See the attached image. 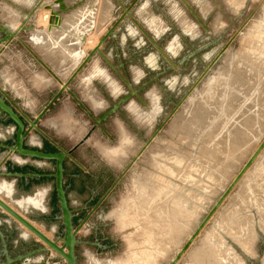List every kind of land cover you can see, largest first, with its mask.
<instances>
[{
  "label": "rangeland",
  "instance_id": "rangeland-1",
  "mask_svg": "<svg viewBox=\"0 0 264 264\" xmlns=\"http://www.w3.org/2000/svg\"><path fill=\"white\" fill-rule=\"evenodd\" d=\"M48 1L44 0V3L48 4ZM103 1L107 10L101 20L107 18L111 3L121 0ZM124 2L123 9L130 7V11L129 16H125L128 37L124 42L126 64L121 73L132 87L148 82L139 94L144 104L132 98L121 105L117 118L125 124L124 129L113 114L99 124L111 134V140L106 139L98 127L93 130L94 121L127 93L121 79L112 74L104 61H97L93 56L57 97L71 94L81 104L79 109H70L75 106L71 100L67 101L69 108L56 102L40 119L37 128L59 140L66 148L91 130L82 150L76 153L79 158L93 156L87 162L92 172L82 180L84 192L78 196L84 198L79 201L80 205L85 203L84 214L93 210L90 224L100 225V232L94 239L90 228L83 236L77 233V238L83 243L75 247V255L86 251L92 264L99 260H104V264H170L264 139V90L260 87L264 82V0ZM100 3L101 0H88L60 12L67 22L62 23L57 34L47 33L49 22L35 25L36 12L35 26L23 25L12 52L0 59V89L27 119L33 120L59 89L47 87L54 83L51 77L59 74L55 70V62H60L57 51L53 50V53L31 43L29 34L36 29L41 30L51 42H57L54 49H58L60 43L54 35L58 37L62 33V52L66 54L69 78L80 62L73 66L74 57L67 51L66 44L73 41L87 56L99 37L112 27L98 22ZM115 10L114 15L121 11L119 8ZM70 23L74 26L67 30L66 24ZM151 24L155 30L150 29ZM81 25L85 26L84 29L80 33L75 32ZM122 32L118 30L117 35ZM2 36L0 32V38ZM81 59L84 60L83 57ZM93 64L103 69L119 88L117 96H110L106 82L96 78L94 89L107 103L98 105L99 110L94 105V113L90 112L87 102L81 100L88 92H93L90 86L88 91L82 87V79ZM135 70L139 71L138 76ZM58 85L63 86L61 83ZM193 106H197L195 111L188 114L184 122L180 120L183 112ZM200 108L206 112L197 111ZM30 136L35 140L41 138L37 132ZM66 136L70 137L69 140ZM31 142L34 141L26 140L25 145L29 148ZM5 153L0 152V160L6 157ZM15 155L9 156L12 167H21L23 160L25 163L32 161V158ZM173 156H176L175 161ZM13 160H17L19 165ZM171 162H177L175 165L178 167ZM114 163L120 164L122 172L112 189L116 174L110 165ZM50 169L52 175L53 163ZM16 181L0 177V186H10V193L2 192L1 196L7 195L11 204H17L28 195L33 197V191L38 193L41 191L39 186L43 188L41 181L35 189L17 186ZM154 181L157 182L153 184ZM51 183V191L44 200L46 212L19 208L18 205L14 208L18 212L23 210L25 218L38 222L50 238L56 239L61 238L63 227L59 220L54 179ZM142 188H145L144 192L147 190L145 196ZM150 190L159 192H152V195ZM138 192L142 196H136ZM148 195H152L150 201ZM176 200L179 202L177 205ZM183 202L187 204L183 205ZM144 203L148 210H145ZM172 205L183 210L182 213ZM139 209L145 211L141 213ZM170 210L173 211L172 216L169 215L172 213ZM175 211L182 217L175 216ZM160 217L164 219L161 221ZM72 222L77 227L75 218ZM151 222H154L153 226ZM232 222L243 225L244 231L240 233L247 240L246 250L236 244V236L232 234L235 224ZM150 226L154 229L147 228ZM224 226L231 227L232 232ZM164 227L166 231H163ZM207 239L212 245L222 243L238 264H264V148L176 264L201 262L210 245ZM95 244L109 247L98 249Z\"/></svg>",
  "mask_w": 264,
  "mask_h": 264
},
{
  "label": "crops",
  "instance_id": "crops-1",
  "mask_svg": "<svg viewBox=\"0 0 264 264\" xmlns=\"http://www.w3.org/2000/svg\"><path fill=\"white\" fill-rule=\"evenodd\" d=\"M45 1H47V0H45ZM86 2H88V0H86V1L85 0H80V1L65 0V5L67 8L66 10H69L70 8L77 6L79 3H86ZM43 3H44V0H0V25L2 27H6L9 31H15L16 32V34L13 38L9 39L5 44L0 46V59H3L6 56H8L12 52V50L14 49V46H15L16 42H18L19 36L22 33L21 29H19L21 26H23L25 24H29L31 26H35V25L38 26L37 24H35V25L33 24L34 15L36 14V12L38 13L41 11L42 13L45 12L48 15V13H49L48 11L42 10L43 8L40 9V7H42ZM110 6H109V8H110L109 14L106 15L107 18L105 20H101L104 13L107 10L106 6L104 5V1L101 0L99 11L97 13V19H98V22L102 21V23H106L105 25H107V26H109L110 24L112 26H114L123 14V10H124L123 8L125 6V2H124V0H121V1L116 2V4L111 3ZM117 8H119V11L121 9V11L118 13V15H116V14L114 15V13L116 11L115 9H117ZM67 13H69V12H67ZM29 15L31 17L29 19H27ZM59 17H60L61 25H62V23H64L66 21L65 16L62 13V14H60ZM125 19H126V17H124L116 25L115 29L112 32V35L110 37H108L102 43V45L100 47V53H96L94 55V58L97 61L98 60L104 61V63L107 65V67L111 70L112 74H114L116 77H118L121 80L124 79L121 71L123 70V68L126 64V61L124 60L125 56H126L125 51H124L125 50L124 42L126 41V39L128 37V32L124 26ZM151 23L153 24L154 22H151ZM122 24H123L124 28L121 26ZM152 24H151L150 29L155 30L156 28ZM61 25H58V26L52 27V28L48 26L47 33L48 34H57L58 33L57 30L62 29ZM72 26H74V25H72L71 23L66 24V29L68 30ZM84 27L85 26L81 25V28L79 30L75 29V32L80 33L81 29L83 30ZM118 30H122L123 32L121 34L117 35ZM105 33H106V31H105ZM43 36L45 38V45H43V46L40 45V46L51 51V52L53 50L57 51L58 56H59V61H60L59 64H57L55 62V64H56L55 70L58 71L59 74L55 75L54 77H51L50 80H53L54 83L49 85V87H47L49 89L59 87V89L56 91V94L54 95V97H55L61 88V86H59L58 83L64 84L69 79L67 76L68 66H67L66 54L64 55L62 52L63 51L62 33L58 37H56V35H54L55 39L59 40L58 42L60 43V47L58 49H54L57 42H51V40L46 36L45 33H43ZM103 36H104V34H103ZM102 37H99L98 41ZM98 41L96 42L95 46L97 45ZM66 46L65 47H66L67 51L70 54H72L74 57L73 66L78 64V62L81 63L82 57L83 58L86 57V53L78 50V46L76 44L74 45L73 41H71V43H68V45L66 44ZM69 46L71 48H69ZM54 51H53V53H54ZM113 57H114V63H113ZM80 59H81V61H80ZM76 68H74L73 72L75 71ZM135 72L138 73L137 76L140 74L138 70L137 71L135 70ZM62 73L64 75H62ZM137 76H136V78H137ZM98 77H100L101 78L100 80H102L104 83L106 82V84H107L106 87L108 86L107 88L109 89L108 92H109L110 96H117L119 93L118 86L116 85V83L112 79L109 78V75L103 69H101L98 65L93 64L91 66V69L88 71L87 76L82 79V87L84 89H86V91H88L89 86H90V88L93 89V92H88V94L85 96V98L83 97V99H81L82 102H84V100L87 102L90 112H93V113H94V105H95V108L97 110H99L98 105H100L102 103L104 106L107 103L105 98L99 96V94L97 93V90L94 89L95 86L93 85V81ZM134 78H135V76H134ZM0 91L2 93H4L3 90L0 89ZM54 97H52L47 102V104H45L41 108V110L37 113V115L52 101V99ZM72 97H74V96H72L71 94H66V95L60 96L53 103L50 104V106L45 111V113L48 112L50 110L51 106H53L56 102L62 104L63 107L69 108V106H67V105H69V104H67L68 100H71V102H73L75 104V106H71L70 109L77 111V109H79V106L81 104L79 105L78 100L76 98L73 99ZM140 102H142V101L140 100ZM11 103H12V105H14L16 107V110L18 111V113L24 115V113H22V111L19 108H17V106L15 105L14 102H11ZM83 110H84V108H83ZM84 111H85V113H88L86 110H84ZM118 112H119V110H117V112L113 114L116 118L118 117L117 116ZM45 113H44V115H45ZM119 119H121V118H117V121L122 126L121 128L124 129L125 124ZM39 126H43V125H39ZM97 127L99 129H101V133H102V135H104V137L106 139L111 140V134L106 129H102L100 127V125H95V122H94L92 129L96 130ZM36 132L41 136V138L37 139V140L32 139L30 136L32 133L31 132L26 140H31V141H34L35 143L31 142V144L29 146L40 148V147H42V141L43 140L50 139V142L52 145L50 147H51V149H53V151H55L54 147L57 146L61 151L69 152L82 139V138H80L73 145L66 148L65 146L60 144L59 140L48 136L45 133V131L38 129ZM118 134L119 133L117 132V135ZM120 134H121V130H120ZM65 138H67L69 140L70 137L66 136ZM84 144H85V142L82 143L81 145L77 146V148H75L70 153V157L65 158V160L63 161L62 185H63V189L65 192L68 208L71 211L73 218L76 219L75 225H77V226L81 225L83 223V221L86 220V222L84 223V225L81 227L80 231L78 232V235H80V236L85 235L86 232L88 231V229L90 228L93 231V239H94L96 236H98V232H100V225L96 226L94 224H90L91 218H93L92 217L93 213L92 214H90V213L93 210H91L87 214H84V208H85L84 204L85 203H83L81 205L79 204V201H81L82 199L84 200V198H81L78 196L79 193L84 192L82 180L85 179L84 178L85 176H88L89 173L92 172L91 168H90L91 166H89L87 162L90 161V157H93V156L89 157L88 155L87 156L84 155L81 158L76 156V153L78 151L82 150L81 148L84 146ZM54 145H56V146H54ZM85 157H87L88 159H85ZM50 164H51V162H48V161H41V160L32 159V161L25 163V161L23 160V165L20 168H24V167L26 169L30 168L35 173L51 175ZM119 165L120 164H116V163L110 165L116 174L112 189H114L116 187L117 181L119 180V178L121 176L122 171L120 172L121 166H119ZM52 180L53 179L48 176V177H44L43 179H40V180H30L26 184L22 183L23 185L20 184L21 186H23V188H30V187L33 188L34 187V189H35V187L37 188L38 185H40L42 182L43 188L39 186L38 189H40L41 191L38 190L39 191L38 193H35L33 191L32 192V193H34L33 197L28 195L25 198H21L22 200L17 201V204L9 203V200L6 197L7 195L1 196L2 192L6 193V194L10 193V186H8L7 184H2L0 186L1 191H2V192L0 191V198L3 201H5L6 203H9L10 206L13 205L12 206L13 208L16 207L14 205H18L17 207H19V208L21 207L23 209H25V208H27V209L28 208L38 209L42 213H44L47 211V209H46L47 206L44 204V200H45L48 192L51 191V187H52L51 181ZM39 181H41V182H39ZM3 189H5L6 191ZM54 193H55V190H54ZM91 197H92V195L90 197L88 196V201H89V199H91ZM20 211L21 212H19V213L21 215H25V214H23L24 213L23 210H20ZM98 218H101V217L99 216ZM28 220L30 221V219H28ZM33 221H35V220H33ZM33 221L32 220L30 221L33 224V226L36 229H38L40 232H42L46 237L50 238L47 235V233L45 232L46 231L45 228H40L38 226V222H33ZM0 233L4 239L6 249H7L8 258H10V259H15L16 257H18L20 255H23V254H26L30 251H33L34 249L38 248L39 246H43L34 236H32L27 231H25V229L23 227L18 225L16 222H14L11 218L6 216L2 212H0ZM79 238H81V237H79ZM106 247H109V246H103L102 245L99 248L105 249ZM76 255H77L76 264H92L91 259L90 258L88 259V255L86 254V251L83 250V252L80 253V255H78V253ZM3 261H4V257H3V254L1 253V243H0V263H2ZM40 261H46L47 264H64V262L60 258H58L55 254H53L52 252H48L46 255H34V256H31V257L25 259L22 262L14 263V264H36ZM95 264H104V260H99Z\"/></svg>",
  "mask_w": 264,
  "mask_h": 264
},
{
  "label": "water",
  "instance_id": "water-1",
  "mask_svg": "<svg viewBox=\"0 0 264 264\" xmlns=\"http://www.w3.org/2000/svg\"><path fill=\"white\" fill-rule=\"evenodd\" d=\"M56 5L57 9H53L52 6L46 5L45 3L42 4V7L48 9L50 11V18H49V27H56L58 25H61L60 20V12L65 11L66 5L65 0H52ZM130 7L127 9H124V12L118 22L112 26L105 34L104 36L98 41L97 45L87 54V56L84 58V60L78 65V67L75 69V71L72 73V75L69 77L68 81L63 84L61 89L58 91L57 95L52 99V101L33 119L29 120L24 115H22L23 120L25 123L28 124V127H25L24 121L20 118V116L5 102V95L0 91V115H4L9 121H11L15 127V140L14 144L11 147H6L8 150L6 157L10 156L11 154L15 153L21 157H27V158H34L38 160L43 161H54V173L50 175L51 178L54 179V190L55 195L57 198V203L59 207V220L61 221L63 230L61 238L56 239H49L46 237L43 233H41L38 229H36L33 224L26 219L23 215H21L17 210L13 209L11 206H9L5 201H3L0 198V212L4 213L6 216L11 218L14 222H16L21 227L27 229L30 234L38 239V241L43 245L39 246L38 248L34 249L33 251H30L26 254L20 255L16 257L15 259L8 258L6 245L4 242V239L0 233V243H1V253L3 254L4 261L0 264H14L24 261L25 259L34 256V255H46L48 252L54 253L58 258L64 260L65 264H76V255H75V247L78 244H81V242L77 238V233L81 229V226L85 223V220L83 223L77 227L73 226L72 218L73 215L71 211L68 208L65 192L62 185L63 180V161L65 158L70 157V153L77 148V146L81 145L85 142L86 137H88L91 133V130L87 132L85 135L86 137L82 138L79 143H77L69 152L64 151H57L53 153H43L37 150H31V149H25L23 147V141L28 133H30L32 130L36 129L37 123L40 121V119L43 117L45 111L48 109L51 103H53L57 97L60 95L61 91L63 89L67 88V85L69 82L79 73V71L84 67V65L96 54L100 53V47L102 43L112 35L113 30L115 29L116 25L125 17L129 16ZM31 16L29 15L27 19H29ZM19 29H23L21 26ZM0 32L3 33V36L0 38V46L5 44L9 39L13 38L16 34L15 31H9L6 27H2L0 25ZM159 50V49H158ZM160 51V50H159ZM208 68H206L207 71ZM204 75V74H203ZM127 98H122L118 100L113 107L105 112L97 121L96 125L105 120L107 116L114 113L119 105L123 102H126ZM264 148V139L260 143V145L257 147V149L254 151V153L249 157V159L244 163L243 167L239 170L237 175L234 177L232 182L228 185V187L224 190L222 195L219 197V199L215 202L213 207L210 209L208 214L204 217V219L201 221V223L197 226L195 231L191 234V236L188 238L184 246L177 252L175 257L171 260L170 264H176L178 260L183 256V254L186 252L188 247L192 244L194 239L197 237V235L200 233V231L203 229V227L206 225V223L209 221V219L212 217V215L215 213L217 208L221 205V203L225 200V198L228 196V194L232 191V189L236 186V184L240 181V179L243 177V175L246 173V171L251 167L256 157L259 155V153ZM17 177H24L27 175L23 174H15ZM36 177H39L40 175L36 174ZM36 264H47L46 261H40Z\"/></svg>",
  "mask_w": 264,
  "mask_h": 264
},
{
  "label": "bare ground",
  "instance_id": "bare-ground-1",
  "mask_svg": "<svg viewBox=\"0 0 264 264\" xmlns=\"http://www.w3.org/2000/svg\"><path fill=\"white\" fill-rule=\"evenodd\" d=\"M46 5H50V6H52L53 7V9H55V8H57V5L52 1V0H49L48 1V4H46ZM41 8H43L42 10H45V11H48L47 13H48V15L44 12V13H42L41 11L40 12H38V17H37V25L38 26H41V25H45L47 22H49V18H50V11L48 10V9H46V8H44V7H41ZM40 8V9H41ZM37 16V15H36ZM35 20V19H34ZM260 27V26H259ZM52 28V27H51ZM260 31V30H259ZM262 32V31H261ZM43 33L44 32H42L41 30H34V31H32L30 34H29V36H28V39H29V41L31 42V43H33V44H39V45H45V38H44V36H43ZM257 33V32H256ZM254 42V41H253ZM257 43V42H256ZM251 44V43H250ZM253 48V47H252ZM259 50V49H258ZM245 57V56H244ZM251 59H253V58H251ZM262 63V62H261ZM262 64H264V63H262ZM246 65V64H245ZM262 66H264V65H262ZM136 73V72H135ZM263 90H264V82L261 84V86H260ZM210 97H212V95L210 96ZM226 97V95L224 96V98ZM225 100V99H224ZM216 105V104H215ZM223 105L224 104H222V107H221V113L223 112ZM196 107L197 106H193L192 108H191V110H189V111H186V112H183V116H181V119L180 120H182L183 122L188 118V114H192V112H193V110L194 109H196ZM132 108H134V107H132ZM132 110H134V109H132ZM204 111V112H206L204 109H202V108H200V110L198 109L197 111ZM195 111V110H194ZM220 113V114H221ZM186 118V119H185ZM185 119V120H184ZM189 122H191V121H189ZM193 123V122H192ZM192 129V128H191ZM233 129V128H232ZM194 130V129H193ZM231 131V130H230ZM227 132H229V131H227ZM226 132V133H227ZM237 133V132H236ZM240 133V132H239ZM238 133V134H239ZM87 134V133H86ZM85 134V135H86ZM83 136V138L84 137H86V136ZM237 135V134H236ZM238 136V135H237ZM240 137V136H239ZM239 137H238V139H239ZM89 138V136L88 137H86V140ZM242 138H243V135H242ZM85 140V141H86ZM239 141V140H238ZM241 142V141H240ZM174 157H176V156H173V158ZM170 159V158H169ZM172 159V158H171ZM178 159V157L176 158V160ZM174 161H175V158L173 159ZM172 160V161H173ZM180 160V159H179ZM179 160H178V162H179ZM171 161V160H170ZM180 162H182V160L180 161ZM172 164H173V162H171ZM171 163H169V164H171ZM175 164H177V162H174ZM175 164H173V165H175ZM182 164V163H181ZM180 164V166H182ZM163 166V165H162ZM176 166V165H175ZM176 167H178V166H176ZM243 167V166H242ZM157 168H160V167H158L157 166ZM188 168V167H187ZM174 170V169H173ZM191 171V170H190ZM189 175V174H188ZM187 175V176H188ZM156 178V177H155ZM187 178V177H186ZM150 180V179H149ZM147 182H148V180H147ZM155 182H157V181H154V183L153 184H155ZM153 186V185H152ZM144 187H146V185H144ZM157 187V186H156ZM143 189V188H142ZM141 189V190H142ZM145 189V188H144ZM144 189H143V192H144ZM146 189H147V187H146ZM155 189V188H154ZM153 189V190H154ZM139 190V192L140 193H142L141 191H140V189H138ZM151 191L150 192V194H152V192H157V191ZM156 190V189H155ZM0 191H1V187H0ZM146 191L147 190H145V192H144V195L143 196H145L146 194ZM163 191V190H162ZM2 192V191H1ZM139 192H138V194H139ZM159 192V191H158ZM157 192V193H158ZM137 193V192H136ZM162 193V192H161ZM136 195V196H142L141 194H139V195ZM153 195V194H152ZM152 195H150V196H152ZM161 194H159V196H160ZM149 195H148V200L151 198ZM155 196V195H154ZM157 196V195H156ZM137 198H139V197H137ZM140 198H144V197H140ZM161 199V198H160ZM184 199V198H183ZM142 199H140V201H141ZM147 200V201H148ZM173 200H175V199H173ZM142 201H144V202H146V200H142ZM150 201V200H149ZM176 202H178V200H176L175 201V203ZM184 202H187L186 200H184ZM183 202V205L184 204H187V203H184ZM143 203V202H142ZM179 203V202H178ZM178 203H176V205L178 204ZM9 206H10V204L9 203H7ZM141 204V203H140ZM145 204V210L147 209L146 208V203H144ZM149 204V203H148ZM171 204V203H170ZM172 204H174V203H172ZM182 204V203H181ZM181 204H179V205H181ZM144 206V205H143ZM141 207V209L143 210V208L144 207ZM163 206V205H162ZM171 206V205H170ZM182 206V205H181ZM12 207V206H11ZM139 207V206H138ZM164 207H165V205H164ZM166 207H167V204H166ZM165 207V208H166ZM173 207H175V209H176V206H174V205H172V208ZM13 208V207H12ZM140 208V207H139ZM187 208V207H186ZM14 209V208H13ZM163 210H164V213H165V209L164 208H162ZM184 209V208H183ZM16 210V209H15ZM140 210V209H139ZM144 210V211H145ZM148 210V209H147ZM174 210V209H173ZM176 210H178V209H176ZM182 210V209H181ZM185 210V209H184ZM144 211H142L141 212V210H140V212L141 213H143ZM154 211V210H153ZM159 211V210H158ZM170 211H172V210H170ZM178 211H180V210H178ZM177 211V212H178ZM183 211V210H182ZM182 211H180L181 213H182ZM152 212V211H151ZM167 212V211H166ZM156 213H158V215H160L159 214V212H156ZM155 213V214H156ZM168 213V212H167ZM171 213V212H170ZM175 213H176V211H175ZM174 213V214H175ZM180 213V214H181ZM188 213H189V211H188ZM187 212H186V214H188ZM172 214H173V211H172V213L171 214H169V215H171L172 216ZM177 215H179V214H175V216H177ZM183 215V214H182ZM171 216H170V218H171ZM179 216H181V215H179ZM184 216H186L185 214H184ZM244 216V215H243ZM156 217H157V215H156ZM159 217V216H158ZM157 217V218H158ZM162 217V216H161ZM160 217V219L159 220H161L162 218ZM164 217V216H163ZM182 217V216H181ZM239 218H240V216H239ZM238 218V219H239ZM242 218V217H241ZM244 218V220H245V217H243ZM243 218H242V220H243ZM164 219V218H163ZM162 219V220H163ZM166 219V218H165ZM175 219V218H174ZM174 219L172 218L171 220H173L174 221ZM248 219V218H247ZM247 219H246V221L245 222H247ZM144 220V219H143ZM150 220V219H149ZM161 220V221H162ZM157 221H158V219H157ZM156 221V222H157ZM160 221V222H161ZM173 221H171L172 223H173ZM239 221H241V220H239ZM146 222H148V221H146ZM165 222L166 221H164V224L163 225H165ZM168 222V221H167ZM171 222H170V225H172L171 224ZM244 222V221H243ZM243 222H242V224H243ZM152 223L154 224V222H151V226H153L152 225ZM174 223H176V221H174ZM173 223V224H174ZM225 225H227V222H223ZM237 223V222H236ZM235 222H232V224L234 225L235 224V226H233V229H235V230H233L232 229V231H233V235L234 236H236V244L239 246V247H241L243 250H246V248H247V240H246V238L243 236V234H241L240 232H243L244 231V229H243V225H240L241 224V222L238 224H236ZM143 224V223H142ZM166 224H168V223H166ZM145 225V224H144ZM149 225H150V223H149ZM156 225V224H155ZM154 225V226H155ZM170 225H169V227H170ZM228 225H230V223L228 224ZM246 225V224H245ZM247 225H249V223H247ZM143 226V225H142ZM147 226H148V224H147ZM147 227V228H153V227ZM167 226V225H166ZM165 226V227H166ZM156 227H158L157 225H156ZM155 227V228H156ZM162 227V226H161ZM165 227H164V229L163 228H161V230L163 229V231L165 230ZM227 228V229H229V228H231V227H229L228 228V226H224L223 228ZM146 228V229H147ZM245 228V227H244ZM25 229V228H24ZM143 229H145V228H143ZM149 229V230H150ZM154 229V228H153ZM158 229V228H157ZM173 229H174V226H173ZM167 230V229H166ZM165 230V231H166ZM25 231H27L28 233H30L27 229H25ZM144 231V230H143ZM151 231V230H150ZM160 231V230H159ZM224 231H227L226 229H224ZM229 231L230 232H232L230 229H229ZM157 232V231H156ZM42 233V232H41ZM229 234V233H228ZM141 235V234H140ZM144 235H145V233H144ZM153 235H156V233L154 234L153 233ZM148 236H149V234H148ZM162 236H163V234H162ZM191 236V235H190ZM189 236V237H190ZM232 236V235H231ZM238 236H240V237H238ZM139 237H141V236H139ZM155 237V236H154ZM157 237V236H156ZM161 237V236H160ZM216 237V236H215ZM36 238V237H35ZM208 238H210L211 239V237H208ZM37 239V238H36ZM49 239H52V238H49ZM155 239V238H154ZM38 240V239H37ZM208 240V242H209V247L208 248H206V252H207V255L206 256H204V258H203V260L200 262L199 261V263H195V264H205L204 262H205V260H206V264H238L237 263V261H236V259H234V257H233V255L231 256V254H229V251L227 250V249H225V247L222 245V243L221 244H217V245H212V243L209 241V239H207ZM213 240V239H212ZM217 240V241H216ZM215 241L218 243L219 241H218V239H216ZM147 242H148V239H147ZM220 243V242H219ZM145 245H147V244H145ZM149 247H151V246H149ZM151 249H152V247H151ZM249 251V250H248ZM54 254V253H53ZM149 258H150V256H149ZM62 260V259H61ZM63 262H64V260H62ZM65 264V263H64Z\"/></svg>",
  "mask_w": 264,
  "mask_h": 264
},
{
  "label": "flooded vegetation",
  "instance_id": "flooded-vegetation-1",
  "mask_svg": "<svg viewBox=\"0 0 264 264\" xmlns=\"http://www.w3.org/2000/svg\"><path fill=\"white\" fill-rule=\"evenodd\" d=\"M3 35V33H2ZM194 52V51H192ZM122 83L124 84V86L126 87L127 89V93L125 95H123V97L121 98H118L115 103L122 99V98H127V101H129L130 99L132 98H135L137 100H140V97H139V94L144 91V89L146 88L148 82H144L142 84H140L138 87H132V85H130L128 82L125 81V79L121 80ZM5 95V94H4ZM126 101V102H127ZM5 102L20 116V118L23 120V117L22 115L23 114H20L18 113V111L16 110V107L14 105H12V103L5 97ZM126 102H123L119 105V107L117 108V110L121 107L122 104L126 103ZM114 103V104H115ZM113 104V105H114ZM113 105L111 106V108L113 107ZM110 108V109H111ZM108 109V110H110ZM107 110V111H108ZM117 110L114 112L116 113ZM106 111V112H107ZM112 113V114H114ZM111 115V114H110ZM109 115V116H110ZM25 116V115H24ZM102 116V115H101ZM26 117V116H25ZM27 118V117H26ZM100 118V117H99ZM98 118V119H99ZM108 118V116L105 118V120ZM105 120H103L102 122H104ZM24 121V120H23ZM97 121V120H96ZM96 121L95 122V125H96ZM102 122H100L99 124H101ZM25 123V121H24ZM39 123V122H38ZM37 123V124H38ZM97 124V125H99ZM25 127H28V124L25 123ZM38 130L37 128V125H36V129L32 130L31 132H36ZM15 132H16V127L15 125L9 121L4 115H0V152L4 151L6 152L5 153V156L7 155V152L8 150L6 149V147H11L13 146L14 144V140H15ZM30 132V133H31ZM27 134V136L25 137L24 141H23V147L25 149H31V150H37V151H40V152H43V153H53V152H57L59 151L60 149L56 146L54 147V150L51 149L50 146L51 145V142H50V139H45L42 141V147L38 148V147H30L28 148L26 145H25V141L26 139L28 138L29 134ZM15 154V153H13ZM12 155V154H11ZM17 155V154H16ZM15 155V156H16ZM19 156V155H18ZM21 158V156H19ZM27 158V157H25ZM34 159V158H32ZM34 160H38V159H34ZM15 162V164L19 165L18 161L17 160H13ZM43 161V160H41ZM48 162H51L54 164V161H48ZM0 177H4V178H7V179H16V184L17 186H21L20 184L22 183H27L28 181L30 180H40V179H43L44 177H50V175H46V174H41V173H35L32 169L28 168L26 169L25 167L24 168H20V167H12L10 166V163H9V156L8 157H3L1 160H0ZM15 174H23V175H27V176H24V177H17L15 176ZM38 174L40 175L39 177H36L35 175ZM51 178V177H50ZM23 185V184H22ZM23 187V186H21ZM5 190V189H3ZM6 191V190H5ZM97 248L101 247L97 244H95Z\"/></svg>",
  "mask_w": 264,
  "mask_h": 264
}]
</instances>
